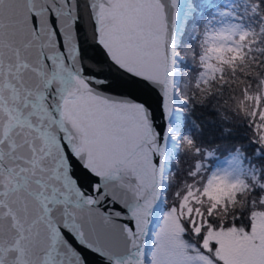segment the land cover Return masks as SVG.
<instances>
[{"label":"snow or ice","instance_id":"6c2138e0","mask_svg":"<svg viewBox=\"0 0 264 264\" xmlns=\"http://www.w3.org/2000/svg\"><path fill=\"white\" fill-rule=\"evenodd\" d=\"M0 264H264V0H0Z\"/></svg>","mask_w":264,"mask_h":264},{"label":"trees","instance_id":"16d2710c","mask_svg":"<svg viewBox=\"0 0 264 264\" xmlns=\"http://www.w3.org/2000/svg\"><path fill=\"white\" fill-rule=\"evenodd\" d=\"M192 118L203 127L205 140L221 139L222 128L229 126L211 108L197 106L192 112Z\"/></svg>","mask_w":264,"mask_h":264},{"label":"water","instance_id":"95a60500","mask_svg":"<svg viewBox=\"0 0 264 264\" xmlns=\"http://www.w3.org/2000/svg\"><path fill=\"white\" fill-rule=\"evenodd\" d=\"M101 58H102V54H101ZM152 99V103H153V106H154V108L156 107V101H155V98L153 97V98H151Z\"/></svg>","mask_w":264,"mask_h":264}]
</instances>
